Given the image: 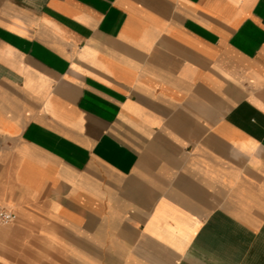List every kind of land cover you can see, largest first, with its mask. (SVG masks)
Segmentation results:
<instances>
[{
    "label": "crops",
    "instance_id": "obj_1",
    "mask_svg": "<svg viewBox=\"0 0 264 264\" xmlns=\"http://www.w3.org/2000/svg\"><path fill=\"white\" fill-rule=\"evenodd\" d=\"M0 264H264V0H0Z\"/></svg>",
    "mask_w": 264,
    "mask_h": 264
},
{
    "label": "built area",
    "instance_id": "obj_2",
    "mask_svg": "<svg viewBox=\"0 0 264 264\" xmlns=\"http://www.w3.org/2000/svg\"><path fill=\"white\" fill-rule=\"evenodd\" d=\"M16 220V215L2 207H0V226H6Z\"/></svg>",
    "mask_w": 264,
    "mask_h": 264
}]
</instances>
